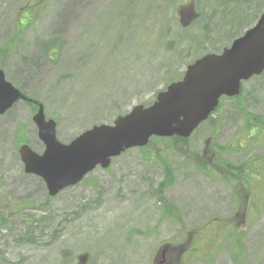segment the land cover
Segmentation results:
<instances>
[{"label": "rangeland", "instance_id": "obj_1", "mask_svg": "<svg viewBox=\"0 0 264 264\" xmlns=\"http://www.w3.org/2000/svg\"><path fill=\"white\" fill-rule=\"evenodd\" d=\"M263 12L264 0H0V68L33 100L0 115V264H159L186 241L184 264H264V72L176 150L154 139L56 196L19 154L45 150L35 101L67 144L153 103Z\"/></svg>", "mask_w": 264, "mask_h": 264}, {"label": "water", "instance_id": "obj_2", "mask_svg": "<svg viewBox=\"0 0 264 264\" xmlns=\"http://www.w3.org/2000/svg\"><path fill=\"white\" fill-rule=\"evenodd\" d=\"M264 72V12L244 34L221 53H208L190 64L181 80L168 85L150 106L137 105L112 125L93 126L68 144L57 139V123L46 119L38 104L33 121L45 145L43 153L22 144L19 154L24 171L39 176L49 195L80 183L96 167L108 168L127 149L146 146L152 137L189 138L218 107L223 96L235 97L242 82ZM25 94L6 79L0 69V114H5ZM87 256H82L85 264Z\"/></svg>", "mask_w": 264, "mask_h": 264}, {"label": "flooded vegetation", "instance_id": "obj_3", "mask_svg": "<svg viewBox=\"0 0 264 264\" xmlns=\"http://www.w3.org/2000/svg\"><path fill=\"white\" fill-rule=\"evenodd\" d=\"M210 142H211V138L207 140V145H206V149L204 150V154L206 155L207 157V154L213 149V145L211 146L210 145ZM214 153L215 150H214ZM220 165V164H219ZM217 165V166H219ZM221 167V165H220ZM261 193V192H260ZM187 242V246L184 247L183 249L181 250V253L179 255H177L174 250L175 248L174 247H170V246H167L163 251H162V254H161V260H160V263L159 264H184V261L182 262V258L183 256H185L186 260H189L190 258V255H191V252H188V245L190 244V241H186ZM185 242V243H186ZM179 246V245H177ZM176 246V247H177ZM183 255V256H182Z\"/></svg>", "mask_w": 264, "mask_h": 264}, {"label": "trees", "instance_id": "obj_4", "mask_svg": "<svg viewBox=\"0 0 264 264\" xmlns=\"http://www.w3.org/2000/svg\"><path fill=\"white\" fill-rule=\"evenodd\" d=\"M54 45V44H53ZM53 45H51V47H49L51 50L53 49ZM28 103H32L33 102V100L31 99V100H29V101H27ZM39 103V102H38ZM263 124H260V125H258L257 127H260V128H263V126H262ZM156 140V139H158V140H166L165 138H156V137H154V138H152V141L153 140ZM168 139V141H166V142H164V144H163V146L162 147H160V149L159 150H161V151H168V150H172V151H174V150H176V146L178 145V144H180V143H186L187 141H188V139H183V138H177V137H171V138H167ZM162 160L163 159H161L160 158V161H161V163H162ZM216 161V159L213 157V156H211V163H214ZM208 164H209V162H208ZM222 170H226L227 172L229 171V170H231V172H232V174H243L242 172H239V169L241 168V167H238V166H234V165H229V163L228 162H224L223 161V163H222V165H221V167H220ZM236 170V171H235ZM247 179V178H246Z\"/></svg>", "mask_w": 264, "mask_h": 264}]
</instances>
